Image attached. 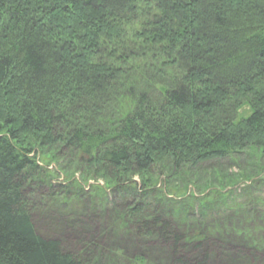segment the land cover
Here are the masks:
<instances>
[{
    "label": "trees",
    "instance_id": "16d2710c",
    "mask_svg": "<svg viewBox=\"0 0 264 264\" xmlns=\"http://www.w3.org/2000/svg\"><path fill=\"white\" fill-rule=\"evenodd\" d=\"M253 150L264 155V0H0V264H139L121 231L101 227L77 253L37 233L38 192L65 193L49 176L67 165L122 188L135 234L175 252L172 209L132 179Z\"/></svg>",
    "mask_w": 264,
    "mask_h": 264
},
{
    "label": "rangeland",
    "instance_id": "374dc122",
    "mask_svg": "<svg viewBox=\"0 0 264 264\" xmlns=\"http://www.w3.org/2000/svg\"><path fill=\"white\" fill-rule=\"evenodd\" d=\"M248 114L249 109L243 106L237 118ZM60 153L69 156L65 149ZM164 166L150 171L146 178L134 177L132 181L136 188L153 189L149 199L172 209L173 217L168 219L180 238L184 237L175 252L171 243L135 234L134 224L123 219L133 199L123 200L122 188L108 182L107 176L92 178L90 174L81 181L83 168L68 165L62 168L63 174L56 171L54 177L49 176L53 187L69 185L65 193L42 186L38 190L41 201L32 215L37 233L60 240L77 253L89 247L91 232L101 227L109 230V236L121 231L123 241L116 242L128 255L137 256L139 264H170L171 255L197 261L205 254L207 264H264V155L260 150L210 163L199 171L168 172ZM212 192L218 193L215 199L209 196ZM30 197L38 199L35 194ZM163 197L172 201L163 202ZM189 241L192 246L185 249L184 242ZM195 245L200 248L195 250Z\"/></svg>",
    "mask_w": 264,
    "mask_h": 264
},
{
    "label": "bare ground",
    "instance_id": "6f19581e",
    "mask_svg": "<svg viewBox=\"0 0 264 264\" xmlns=\"http://www.w3.org/2000/svg\"><path fill=\"white\" fill-rule=\"evenodd\" d=\"M155 209H157V207Z\"/></svg>",
    "mask_w": 264,
    "mask_h": 264
}]
</instances>
